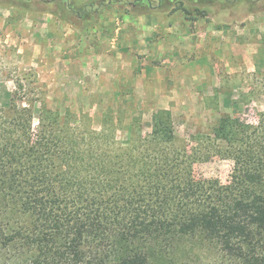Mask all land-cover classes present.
Masks as SVG:
<instances>
[{"label":"trees","instance_id":"trees-1","mask_svg":"<svg viewBox=\"0 0 264 264\" xmlns=\"http://www.w3.org/2000/svg\"><path fill=\"white\" fill-rule=\"evenodd\" d=\"M190 1L0 6H50L51 15L76 26L112 4L172 12ZM254 1L211 0L222 9ZM20 87L7 109L0 106V264H264V111L256 124L218 120L212 136L217 156L233 162L231 180L196 182L192 165L209 156L177 145L168 110L153 112L143 135L135 117L122 127L104 114L95 130L87 116L42 107L33 133L30 99ZM84 161L94 166L91 177ZM205 253L213 258L204 262Z\"/></svg>","mask_w":264,"mask_h":264},{"label":"rangeland","instance_id":"rangeland-1","mask_svg":"<svg viewBox=\"0 0 264 264\" xmlns=\"http://www.w3.org/2000/svg\"><path fill=\"white\" fill-rule=\"evenodd\" d=\"M51 10L0 6L1 107L20 83L33 133L44 107L87 116L95 130L104 114L122 127L135 117L143 135L152 113L168 110L177 145L209 156L193 163V180L230 182L233 162L217 156L212 131L223 116L256 124L264 111V0L230 9L191 0L172 12L112 4L76 26ZM81 166L94 174L90 162Z\"/></svg>","mask_w":264,"mask_h":264}]
</instances>
